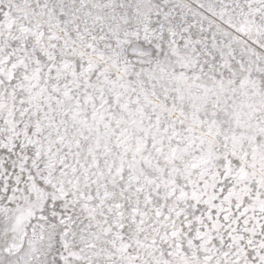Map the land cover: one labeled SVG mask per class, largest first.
<instances>
[{"label":"snow or ice","instance_id":"snow-or-ice-1","mask_svg":"<svg viewBox=\"0 0 264 264\" xmlns=\"http://www.w3.org/2000/svg\"><path fill=\"white\" fill-rule=\"evenodd\" d=\"M0 264H264V0H0Z\"/></svg>","mask_w":264,"mask_h":264}]
</instances>
